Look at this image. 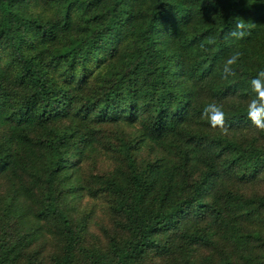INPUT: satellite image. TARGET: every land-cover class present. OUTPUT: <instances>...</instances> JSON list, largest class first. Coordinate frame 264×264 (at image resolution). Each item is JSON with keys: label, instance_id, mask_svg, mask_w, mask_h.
<instances>
[{"label": "trees", "instance_id": "trees-1", "mask_svg": "<svg viewBox=\"0 0 264 264\" xmlns=\"http://www.w3.org/2000/svg\"><path fill=\"white\" fill-rule=\"evenodd\" d=\"M262 69L264 0H0V264H264Z\"/></svg>", "mask_w": 264, "mask_h": 264}, {"label": "clouds", "instance_id": "clouds-1", "mask_svg": "<svg viewBox=\"0 0 264 264\" xmlns=\"http://www.w3.org/2000/svg\"><path fill=\"white\" fill-rule=\"evenodd\" d=\"M246 27L245 22L241 20L236 23L235 29L229 35L235 39H241L245 35ZM207 44L214 45L215 39H208ZM204 46L203 44L201 45L202 48ZM241 55V52L235 51L225 60L221 72L222 79L227 80L229 77H235L237 75L233 66L237 65ZM250 90L253 95L247 102V118L251 121L255 129L259 132H264V69L260 70L258 75L251 79ZM201 118L207 120L211 128L219 129L225 135L229 133V127L226 125L227 116L223 105L215 101L207 103L202 109Z\"/></svg>", "mask_w": 264, "mask_h": 264}, {"label": "rangeland", "instance_id": "rangeland-1", "mask_svg": "<svg viewBox=\"0 0 264 264\" xmlns=\"http://www.w3.org/2000/svg\"><path fill=\"white\" fill-rule=\"evenodd\" d=\"M147 152H148V148L147 147L143 148V153L145 154ZM109 164H110V161L107 158L99 157L98 162H97L95 168H94V166L90 162H85L84 166H85V170L89 169L90 167H91V169H94L95 170L97 168L104 169L106 167H109ZM84 200L85 201L82 202V206L85 207V206H88L91 203H93V204H95L96 208L100 212V206L101 205H100V202L98 200H90V199H87V198H85ZM99 212H98V216H101L102 214H100ZM92 229H95V227L92 226Z\"/></svg>", "mask_w": 264, "mask_h": 264}]
</instances>
